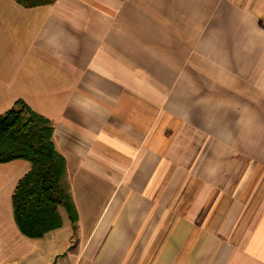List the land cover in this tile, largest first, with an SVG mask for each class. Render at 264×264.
Listing matches in <instances>:
<instances>
[{
    "label": "crops",
    "instance_id": "0c3cea01",
    "mask_svg": "<svg viewBox=\"0 0 264 264\" xmlns=\"http://www.w3.org/2000/svg\"><path fill=\"white\" fill-rule=\"evenodd\" d=\"M16 102L53 126L78 258L264 264V0H0V116ZM28 169L0 163V256Z\"/></svg>",
    "mask_w": 264,
    "mask_h": 264
},
{
    "label": "trees",
    "instance_id": "16d2710c",
    "mask_svg": "<svg viewBox=\"0 0 264 264\" xmlns=\"http://www.w3.org/2000/svg\"><path fill=\"white\" fill-rule=\"evenodd\" d=\"M26 8L55 0H16ZM53 126L22 102L0 116V163L24 160L28 171L17 181L11 196L12 214L19 233L39 239L61 227L62 208L73 228L77 213L65 176V161L53 143Z\"/></svg>",
    "mask_w": 264,
    "mask_h": 264
},
{
    "label": "rangeland",
    "instance_id": "374dc122",
    "mask_svg": "<svg viewBox=\"0 0 264 264\" xmlns=\"http://www.w3.org/2000/svg\"><path fill=\"white\" fill-rule=\"evenodd\" d=\"M62 214L64 227L46 234L44 239H28L22 235H18L19 241L13 238V251L1 254L0 264H91V260L87 261L82 256L78 258L80 239L77 225L73 228L66 213L62 211ZM89 222V219L83 220L85 237L91 228ZM54 235L56 237L52 238Z\"/></svg>",
    "mask_w": 264,
    "mask_h": 264
}]
</instances>
